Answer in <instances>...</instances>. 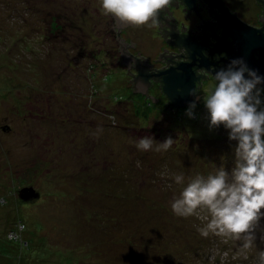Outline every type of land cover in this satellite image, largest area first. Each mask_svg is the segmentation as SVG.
I'll return each instance as SVG.
<instances>
[{
    "label": "rangeland",
    "instance_id": "obj_1",
    "mask_svg": "<svg viewBox=\"0 0 264 264\" xmlns=\"http://www.w3.org/2000/svg\"><path fill=\"white\" fill-rule=\"evenodd\" d=\"M228 2L260 21L256 0ZM112 26L101 0H0V264H255L264 217L239 255L242 239L199 234L207 207L188 217L171 208L197 178L223 168L232 182L237 142L200 112L215 83L178 110L159 90L154 102L133 92ZM120 29L137 58L155 64L168 48L155 26ZM252 97L264 110V86ZM126 127H146L153 149L139 150ZM168 137L172 147L156 151ZM29 186L40 198H19Z\"/></svg>",
    "mask_w": 264,
    "mask_h": 264
},
{
    "label": "clouds",
    "instance_id": "obj_2",
    "mask_svg": "<svg viewBox=\"0 0 264 264\" xmlns=\"http://www.w3.org/2000/svg\"><path fill=\"white\" fill-rule=\"evenodd\" d=\"M168 3L169 0H101V12L134 26H154L158 11ZM237 64L243 61L234 60L227 70L216 72L215 84L204 96L210 126L223 125L229 130V139L237 142L232 182L229 183V174L223 168L207 180L197 178L171 202V208L176 215L188 217L198 208L207 207L211 219L204 227L197 228L199 234L242 239L243 253L253 247L257 240L256 228L264 217V110H258L260 100L256 98L253 102L252 97L261 78L246 65L236 70ZM245 72L252 79H246ZM188 115L192 116L191 110ZM173 143L168 137L155 150L167 151ZM153 144L152 137H142L136 147L147 152L153 149ZM182 179L180 175L175 177L177 183ZM260 239L264 242V233ZM257 264H264V249L257 253Z\"/></svg>",
    "mask_w": 264,
    "mask_h": 264
},
{
    "label": "flooded vegetation",
    "instance_id": "obj_3",
    "mask_svg": "<svg viewBox=\"0 0 264 264\" xmlns=\"http://www.w3.org/2000/svg\"><path fill=\"white\" fill-rule=\"evenodd\" d=\"M221 1L243 23L261 30V33L264 34V0H256L257 5L262 10L260 21L256 23L246 20L234 11L233 6L228 2L229 0ZM177 10L181 11L182 20H179L176 16ZM219 14V7L211 0H169L168 5L158 11L154 25L159 36L168 46L167 52L165 54L160 53L156 63L153 64L144 59L135 60L133 56L121 50L122 59L125 62L126 71L129 73L128 76L133 90L144 95L146 99L151 90H159L168 102L167 105L171 109H177L171 106L172 100L163 90V75L161 73L170 67L191 64V70L200 76L192 104L199 101L200 90L204 84L215 83V73L221 69L227 70L228 66L231 65L225 51L215 50V45L222 37V28L218 19ZM118 23L124 24L125 22L118 20ZM125 26L132 28L134 25L125 23ZM120 31L122 32L123 29H118V32ZM120 36L118 35V38L122 43ZM200 58L205 59L204 63L199 60ZM234 67L239 70V67ZM142 70L146 71L143 76L140 75ZM244 75L246 79H252L248 72H245ZM259 84L264 86L261 83Z\"/></svg>",
    "mask_w": 264,
    "mask_h": 264
},
{
    "label": "water",
    "instance_id": "obj_4",
    "mask_svg": "<svg viewBox=\"0 0 264 264\" xmlns=\"http://www.w3.org/2000/svg\"><path fill=\"white\" fill-rule=\"evenodd\" d=\"M211 1L220 9L218 19L219 25L222 28V37L215 45V50L221 49L225 51L228 54V61L230 64H232V61L234 60L243 61V64H237L235 66L240 68L246 65L249 70L254 71L257 76L261 78L260 83L264 85V34L261 33V30L243 23L236 14L231 12L229 8L224 5L223 1ZM120 25L122 28L126 27L125 23L119 24L116 19V26H112L111 28L118 32V29L120 30L121 28ZM120 40L122 43H120L118 38L120 43L119 50H123L124 52L126 51L127 54L133 56L126 49L128 46L135 47L133 43L131 42V44H128L121 37ZM165 52H167L166 49H164V52L161 54H165ZM139 53L140 52H138V54ZM133 57L135 60L146 59L143 56H141V58H137L136 56ZM199 60L203 63L205 61L203 58H200ZM121 61L122 63H125L123 60ZM191 69V64H184L177 67H170L168 70L161 73L163 75V90L172 100L171 106L174 108L180 109L188 107L194 101L196 95V85L197 81L200 80V76H198ZM145 72V70H142L140 75H145ZM133 92H135V90H133ZM148 96L152 98L153 102L159 100L152 95ZM167 103L168 102H166V108L169 107ZM40 196L41 193L33 186L24 187L19 191V198L24 201L35 200L40 198Z\"/></svg>",
    "mask_w": 264,
    "mask_h": 264
},
{
    "label": "trees",
    "instance_id": "obj_5",
    "mask_svg": "<svg viewBox=\"0 0 264 264\" xmlns=\"http://www.w3.org/2000/svg\"><path fill=\"white\" fill-rule=\"evenodd\" d=\"M205 103V102H204ZM204 106H205V104H204ZM206 107H205V109H200V112L202 113L201 115H203L204 113L203 112H206ZM202 110V111H201ZM196 115H200L199 114V112H196ZM185 116H187V115H185ZM185 116H184V118H185ZM193 116V115H192ZM191 116V117H192ZM194 117V116H193ZM195 118V117H194ZM196 119V118H195ZM194 119V120H195ZM126 129L129 131V135H131V136H134V137H139V138H142V137H147V135H145V134H143V132H145V131H147V128L146 127H141V129L140 130H137L136 128H129V127H126ZM141 131H143V132H141ZM141 132V133H140ZM241 242V241H240ZM225 243H221V248H223V250H225L227 247L224 245ZM239 244H241V243H239ZM242 245V244H241ZM239 246V245H238ZM253 247H255V246H253ZM235 250L237 251V253L238 252H240L239 253V255H242V253H241V251H240V249H237V247L235 248ZM255 253L256 254H254L255 256L257 255V253H258V249H255ZM158 254H160V253H158ZM238 255V256H239ZM253 255V256H254ZM176 261V260H175ZM175 261H170V263L169 264H175ZM220 264V263H219ZM229 264V263H228ZM232 264H248V262L247 261H245V260H243V258L241 257V261H240V259L238 258V257H236L233 261H232ZM255 264H257V261H256V263Z\"/></svg>",
    "mask_w": 264,
    "mask_h": 264
}]
</instances>
